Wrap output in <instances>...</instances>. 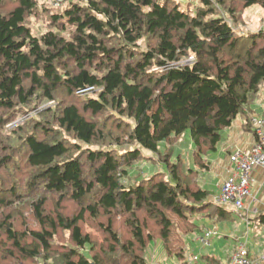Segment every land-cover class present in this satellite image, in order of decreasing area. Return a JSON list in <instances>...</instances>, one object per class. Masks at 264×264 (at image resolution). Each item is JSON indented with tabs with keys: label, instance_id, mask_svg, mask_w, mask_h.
Masks as SVG:
<instances>
[{
	"label": "trees",
	"instance_id": "16d2710c",
	"mask_svg": "<svg viewBox=\"0 0 264 264\" xmlns=\"http://www.w3.org/2000/svg\"><path fill=\"white\" fill-rule=\"evenodd\" d=\"M64 2L0 0V173L27 170L24 183L0 180V210L32 199L29 221L3 211L0 264H149L152 242L185 259L200 216L232 217L203 171L264 83V29H236L264 0ZM41 6L52 25L36 36L28 19ZM181 137L189 153H170ZM145 151L162 167L141 173Z\"/></svg>",
	"mask_w": 264,
	"mask_h": 264
},
{
	"label": "crops",
	"instance_id": "0c3cea01",
	"mask_svg": "<svg viewBox=\"0 0 264 264\" xmlns=\"http://www.w3.org/2000/svg\"><path fill=\"white\" fill-rule=\"evenodd\" d=\"M251 114L257 116V118L264 117V103L250 107ZM253 117V116H251ZM248 120L249 123L247 122ZM256 141L254 126L251 124V119L246 116V113L238 115L233 125L225 130L222 140L219 144L218 150L211 153L205 158V161L210 163V169L205 174H218L219 186L212 181L205 179L202 181V186L205 188L215 187L213 195H219L220 183L232 172L236 171V167L230 163V155L238 148H248ZM253 198L247 201V207L250 209V222L248 223L244 218V215L237 213L233 206H226L225 208L232 212V217L229 220H219L216 218H210L207 216H200L199 223L204 227V231L200 234L189 235L185 237V250L187 248L191 253V244L188 240H192L195 243H200L198 247L200 252L210 248L209 252L201 256L197 262L191 260V256L185 259H179L175 256H170L165 251L161 242H157L151 245L148 252V261L151 257L153 264H205L203 259L204 256L211 255L215 259H218L221 264H229L232 255L236 251L240 242L247 241V246L250 244L253 248H248L251 259L257 264H260V259L264 256V221L261 220V215L264 214V172L258 170L256 172V182L252 186ZM235 217V218H234ZM240 221L244 226L245 230L239 232L235 231L233 223ZM216 227L218 229V235L212 240L209 246H204L200 237L203 236L204 232L208 229ZM238 228V226H236ZM239 229V228H238ZM253 229V232L251 231ZM234 232L236 234H234ZM259 240V241H257ZM215 242L221 243L218 248H215ZM217 243V244H218ZM263 249L261 254L257 252ZM188 250V251H189ZM193 256V255H192ZM150 264V262H149Z\"/></svg>",
	"mask_w": 264,
	"mask_h": 264
},
{
	"label": "rangeland",
	"instance_id": "374dc122",
	"mask_svg": "<svg viewBox=\"0 0 264 264\" xmlns=\"http://www.w3.org/2000/svg\"><path fill=\"white\" fill-rule=\"evenodd\" d=\"M178 1H181V9H185L186 5L188 3V0H183V1L182 0H178ZM194 2L198 3V0H194ZM28 23H29V26L32 29V33L34 35H36V36H41L44 32H46L47 30H49L51 28L52 24H51V20H50V13L45 11L44 6H41L39 8L38 12H36V14H34V15L29 17ZM236 29L241 34L257 32L260 29H264V6H262L260 4H256V5H253V6L249 7V8H247V9L243 10L242 13L239 15V21H238V24H236ZM65 35L69 36L67 32H65ZM190 59H191V57L188 59V61H191ZM85 94H88V95L90 94V95L95 96L96 93L92 92V91H89V92H86ZM262 103H264V83L262 84V86L260 88V92H259L257 98L255 99V101L253 102V104L251 106H253L254 104L259 105V104H262ZM47 105L48 104L45 103L44 105L41 106V108H44ZM50 105H53V102H51ZM251 106L246 107V109H244V111L242 113H246V116H248V118L251 119V124H253L252 118L257 117V116L254 114V112H253V115L251 114V111H250V107ZM33 115H35L37 117L36 111H33L29 115L27 114V115H25L23 117L20 116L19 118H17L16 120H14L10 124H8L6 126V130H8V129L12 128V127L18 126L23 121H25L26 118H30ZM251 116H253V117H251ZM249 121L250 120H248L247 122L249 123ZM173 147L174 148L175 147H177V148L182 147L181 151L183 153L187 154V152L189 153V151L192 148V143H190V138L189 137H181L174 144L171 143L170 145H167V148H168L169 152L172 151ZM145 155L149 159H145L141 163L138 162V166H137L138 170L141 171V173H142V170H141L142 167L147 166V164H149L151 162H154L155 164H157V167H162V162L160 160V157H161L160 155L152 154V153L147 152V151H145ZM150 159H152V160H150ZM175 160H176V156L174 155L171 158V161H175ZM208 170H204L203 171V179H202V181H204V178H205V179H208V180L212 181L211 183H214L217 186H219V179H218V178H220L219 175L217 173L216 174H214V173L213 174H207V173L205 174V172H208ZM24 171H27L26 168H24L22 166V169L21 168L18 169V167L16 165H13V166L11 165L10 169L3 170L0 173V180L3 182V186L4 187L6 186V188H8L11 185L12 181L13 182H17V183L18 182H23L24 178L27 176V173L24 172ZM23 172H24V174H23ZM143 174L147 175V172L143 171ZM211 186L212 185H210V188H211L210 190H213V192H214L215 187H211ZM218 190H220V187H219ZM213 196L214 197H210V199H211V201L214 202V204L217 205V203H216L217 195H213ZM21 200L24 201V202H22V203L20 202L19 204H17L16 206H13L11 208H3L4 209L3 211H5V212H9V211L12 212L13 211L16 219L20 220V219H22V217H24V218H26L29 221V219L31 218V215H30V208H31L30 204H31V200L32 199L30 198L29 195L27 196V194L25 193ZM65 208H66V210L64 211L65 214H70L76 209V206L73 203H66ZM3 211H2V209L0 210V219L3 218L2 215H3V213H5ZM233 225L235 226V231L236 232H239V231H241L243 229L245 230V226L240 221H237V222L233 223ZM236 226H238L239 229ZM85 228L88 231L92 232L94 235H96L99 238V240H102V234L100 232H98L94 228L90 227L88 224H85ZM122 231H124V230H122ZM251 231L253 232V229ZM234 234H236V233L234 232ZM59 239L60 238L58 237L57 240H59ZM257 241H259V240H257ZM188 243L191 244V248H192L191 251L192 252L189 253L190 250L187 248V251L185 250V257L186 258H189V255L191 257H193L192 255H197V256H199L198 258L200 259L201 256H203L204 254L208 253L210 251L209 249L211 248V247L207 248L203 252H200V248L198 247V245L200 243L199 244L195 243L192 240H190V241L188 240ZM215 243H216V245H214L215 248H218L219 245L221 244V243H218V242H215ZM152 244H154V243L152 242ZM174 246H175V244H174ZM249 247H250V250H251V248H253L251 246V244H250ZM184 249H186V248H184ZM262 250L263 249H260V251L257 252V253L261 254ZM148 252H149V250H148ZM187 252H188L189 255L186 254ZM147 256H148V253H147ZM149 262H150V264H153L152 260H151V257L149 259ZM26 264H44V262L43 261H35V262H27Z\"/></svg>",
	"mask_w": 264,
	"mask_h": 264
},
{
	"label": "built area",
	"instance_id": "2783aa9c",
	"mask_svg": "<svg viewBox=\"0 0 264 264\" xmlns=\"http://www.w3.org/2000/svg\"><path fill=\"white\" fill-rule=\"evenodd\" d=\"M55 7H61L65 0H44ZM193 60V57L190 59ZM83 92V91H81ZM256 141L248 148H238L230 155V163L236 167V171L230 173L220 184V193L216 197V203L220 206H233L237 213L244 215V219L250 222V209L247 201L253 198L252 186L256 182V172L260 169L264 172V117L252 118ZM216 227L208 229L200 237L204 246H209L218 235ZM247 241L240 242L238 248L231 257L229 264H257L251 259ZM199 256L193 255L191 260L197 262ZM264 261V256L260 263Z\"/></svg>",
	"mask_w": 264,
	"mask_h": 264
}]
</instances>
